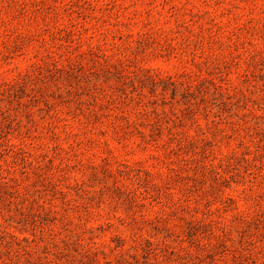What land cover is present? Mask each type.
Wrapping results in <instances>:
<instances>
[{"label":"rangeland","instance_id":"1","mask_svg":"<svg viewBox=\"0 0 264 264\" xmlns=\"http://www.w3.org/2000/svg\"><path fill=\"white\" fill-rule=\"evenodd\" d=\"M0 264H264V0H0Z\"/></svg>","mask_w":264,"mask_h":264}]
</instances>
